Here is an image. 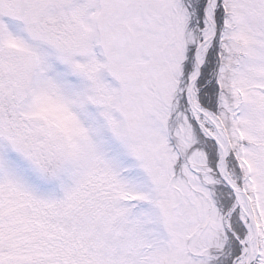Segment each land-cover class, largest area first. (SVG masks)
<instances>
[{
	"label": "snow or ice",
	"instance_id": "6c2138e0",
	"mask_svg": "<svg viewBox=\"0 0 264 264\" xmlns=\"http://www.w3.org/2000/svg\"><path fill=\"white\" fill-rule=\"evenodd\" d=\"M0 264H264V0H0Z\"/></svg>",
	"mask_w": 264,
	"mask_h": 264
}]
</instances>
